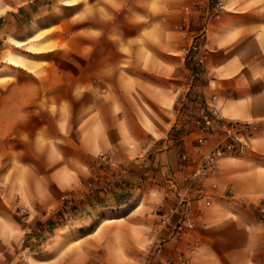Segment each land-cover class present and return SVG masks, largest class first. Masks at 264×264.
I'll return each mask as SVG.
<instances>
[{"label":"crops","instance_id":"0c3cea01","mask_svg":"<svg viewBox=\"0 0 264 264\" xmlns=\"http://www.w3.org/2000/svg\"><path fill=\"white\" fill-rule=\"evenodd\" d=\"M60 2L90 13L63 51L72 67L10 62ZM195 36L198 77L186 59ZM0 57V264H166L181 250L187 264H264V0H0ZM202 104L256 128L189 193L195 226L174 234L161 217L199 167ZM100 152L124 183L90 193Z\"/></svg>","mask_w":264,"mask_h":264},{"label":"built area","instance_id":"2783aa9c","mask_svg":"<svg viewBox=\"0 0 264 264\" xmlns=\"http://www.w3.org/2000/svg\"><path fill=\"white\" fill-rule=\"evenodd\" d=\"M198 36H195L190 48L187 50L186 59L189 61L194 71V76L198 77L204 63V56L201 52V44ZM193 114V123L199 130L197 143L201 148V157L199 167L194 173L186 177L185 191L178 193V202L171 208L170 214H164L161 217V223L164 227L170 228L171 232H189L195 226V223L187 219L188 214V195L192 190L197 194L204 191V179L213 173L217 168L219 159L229 155L243 154L248 147L247 138L252 135L256 128L254 122L236 121L224 118L220 113H214L205 105L196 108ZM215 140V142H213ZM181 158L188 159L187 153H182ZM92 174L97 180L103 179L106 182L113 183L117 176L122 172V168L111 153L100 152L91 164ZM115 178V179H114ZM166 181L168 187L174 192L178 187V181L174 175H167ZM66 199V200H65ZM65 207L71 203L68 195L64 196ZM180 215V220L174 222V216ZM164 242L157 243L155 249H161ZM189 249L193 250L189 244ZM154 250V249H152ZM188 257L182 250L177 252L172 259L167 260L166 264H187Z\"/></svg>","mask_w":264,"mask_h":264},{"label":"rangeland","instance_id":"374dc122","mask_svg":"<svg viewBox=\"0 0 264 264\" xmlns=\"http://www.w3.org/2000/svg\"><path fill=\"white\" fill-rule=\"evenodd\" d=\"M44 18H46L44 19L45 24L38 25L37 30H35V40L31 41L27 48H25L26 45L23 42L17 41V46L14 47L13 50L9 49L7 51L8 55L6 58L15 64L26 65V63H28L33 68H36L35 70H40L42 66L50 68L63 67L68 70L70 67H72L73 63H69L68 58L63 57V51L72 50L74 47L79 45L80 41H75L74 34L75 32L80 31V25L89 21L90 13L88 10H81L80 7L74 8L72 4L63 7L62 3L60 2L54 9L50 10V12H47L44 15ZM82 27L83 28L80 32H89L88 25L84 24ZM14 52L19 54L18 59L17 57L15 58L11 56V54ZM0 62L8 63L4 60ZM91 175L95 183L94 185L88 184L87 191L90 193L96 190L95 187L100 191H104L105 193L110 191L112 187L122 186L121 183H124L122 182L121 173L116 177V179L114 178L115 181L113 183L106 182L103 179L97 180V178L93 176L92 170ZM68 196L71 200V203L68 204V207H65L64 198L62 200V207L63 211L65 212H68L72 207L76 206L75 198L72 195ZM128 198H132L131 193L129 194ZM41 251L42 250L40 246L25 249L21 262H24L26 258H33V256L35 257L39 255ZM26 263L27 262L23 264Z\"/></svg>","mask_w":264,"mask_h":264}]
</instances>
